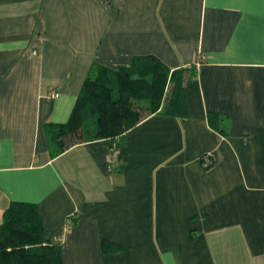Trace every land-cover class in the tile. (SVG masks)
<instances>
[{"label":"crops","instance_id":"obj_1","mask_svg":"<svg viewBox=\"0 0 264 264\" xmlns=\"http://www.w3.org/2000/svg\"><path fill=\"white\" fill-rule=\"evenodd\" d=\"M142 55L196 65L181 111L113 158L100 139L53 155L44 126L85 77ZM10 201L63 264H264V0H0V223Z\"/></svg>","mask_w":264,"mask_h":264},{"label":"trees","instance_id":"obj_2","mask_svg":"<svg viewBox=\"0 0 264 264\" xmlns=\"http://www.w3.org/2000/svg\"><path fill=\"white\" fill-rule=\"evenodd\" d=\"M196 75L195 64L171 71L155 55L135 56L118 68L97 66L85 77L69 119L44 126L48 148L57 155L77 143L100 139L114 153L123 134L144 118L156 112L178 114ZM207 120L211 128L227 134L218 113L209 112ZM202 161L212 162V155L205 154ZM1 220L0 264H63L61 245L44 238L34 203L10 201Z\"/></svg>","mask_w":264,"mask_h":264},{"label":"built area","instance_id":"obj_3","mask_svg":"<svg viewBox=\"0 0 264 264\" xmlns=\"http://www.w3.org/2000/svg\"><path fill=\"white\" fill-rule=\"evenodd\" d=\"M112 150H113V148H110V151H111V153H112L111 158L115 157V153L117 152V151H115V152L113 153ZM208 155H210V154H208Z\"/></svg>","mask_w":264,"mask_h":264}]
</instances>
